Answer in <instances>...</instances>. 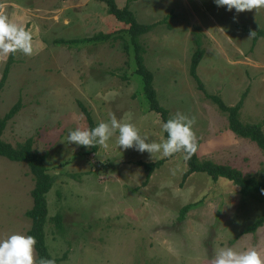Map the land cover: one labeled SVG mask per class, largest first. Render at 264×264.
Segmentation results:
<instances>
[{"label":"rangeland","instance_id":"obj_1","mask_svg":"<svg viewBox=\"0 0 264 264\" xmlns=\"http://www.w3.org/2000/svg\"><path fill=\"white\" fill-rule=\"evenodd\" d=\"M129 7L138 22L154 25L141 36L144 65L154 75L162 107L171 116L195 117L197 154L238 169L247 177L264 176V151L229 129L228 115L207 97L226 106L241 100L240 120L264 132V37L254 44L250 31L264 30V8L237 13L214 0H115ZM0 12L33 34L35 54L0 57V81L11 62L0 94V116L21 108L2 139L16 146L33 140L46 155L54 178L47 195L46 243L59 264H211L216 252L256 248L264 258V226L244 233L264 211V202L245 199L234 183L193 174L185 181L187 159L175 154L149 180L137 161L169 157L124 150L118 132L108 148L69 144L77 127L89 128L81 104L95 126L109 114L135 124L147 142L165 138L161 117L149 108L136 75L134 49L123 39L59 45L128 28L98 0H0ZM199 42V44H198ZM200 46L201 91L190 75ZM11 57V58H10ZM175 170V174H173ZM35 181L27 164L0 157V240L26 234ZM189 209L184 218L181 210ZM37 255V254H36Z\"/></svg>","mask_w":264,"mask_h":264},{"label":"trees","instance_id":"obj_2","mask_svg":"<svg viewBox=\"0 0 264 264\" xmlns=\"http://www.w3.org/2000/svg\"><path fill=\"white\" fill-rule=\"evenodd\" d=\"M98 1H101L108 5L109 13L114 16L118 22L125 24L128 28L122 29L120 31V34L101 33L92 38L80 40H56L55 43L59 45L64 44L69 46L89 42H113L118 40L119 38H124L121 33H127L129 36V42L126 41L125 48L126 51H128L131 47L134 49L137 64L136 75L139 76L143 82V91L146 100L148 101L149 108L152 112L158 114L161 117L163 123L166 122L172 116L170 115V112L162 107L159 102L158 95L154 87V75L144 65V48L140 41L142 35L153 30L154 25L140 24L135 14L129 9L128 6L119 8L115 0ZM243 29L246 32H255V36L253 37L254 44L257 43L260 38L264 37V30L250 31L244 27ZM204 54V50L200 46H198L196 52L192 57L190 65V75L197 82L198 87L201 91H204V86L198 76L197 71L200 62L204 57ZM10 66L11 62H9L6 66L3 77L0 81V94L7 82L10 72ZM207 97L217 105L220 111L228 115L229 129L232 132H234L239 137L249 139L264 151V132L261 126L244 124L240 120V111L243 106V100H241L236 106L229 107L226 106L225 103L217 96L207 94ZM80 106L87 118L89 128L96 127L91 117V113L82 104ZM20 108L21 105L20 103H18L12 109H10V111L6 115L2 117L0 116V157H4L13 162L25 163L28 165L30 172L34 178L35 186L31 193L33 198V207L26 213V216L31 220V227L27 232V235H32L37 240V260L41 257L53 259L54 257H52V255L50 254L46 243L45 231L49 215L47 195L52 190L54 185V178L48 173L45 165L47 157L46 155H42L34 150L32 139H28L24 143H20L16 146L9 144L2 139L7 124L16 117L17 113L20 111ZM165 138H167V133H165ZM94 150H97V147H94ZM174 156L175 154L172 157ZM172 157L149 163L137 161L136 164L144 168L147 173V179L149 180L152 173L155 170L161 168L163 164ZM186 161L187 171L185 172L183 177L184 181L191 175L197 173L206 174L214 181H218L223 178L239 187L240 194L243 198L259 199L264 202V194H262L261 192V190H264V176L260 178L247 177L241 171L229 165L218 164L211 161H201L198 157L197 152ZM193 206V204L185 206L181 210V218H184L185 213ZM263 226L264 211L251 225L246 227L243 232L246 234H252L257 232V230ZM54 259L56 261V264H59L61 262V259Z\"/></svg>","mask_w":264,"mask_h":264},{"label":"clouds","instance_id":"obj_3","mask_svg":"<svg viewBox=\"0 0 264 264\" xmlns=\"http://www.w3.org/2000/svg\"><path fill=\"white\" fill-rule=\"evenodd\" d=\"M217 7H226L237 13L251 12L264 8V0H214ZM3 5H0L2 8ZM255 36L250 32L249 38ZM17 52L25 56L35 54L33 34L30 29L13 22L8 15L0 12V57ZM196 118L180 112L175 113L162 124L167 138L161 142H147V135H141L135 124L118 119L114 113L109 114L108 122H99L94 128H80L70 131L67 136L69 144L86 148H108V141L118 132L117 145L124 150L135 148L140 153L147 152L153 159L155 154L161 157H172L183 153L190 159L198 150V138L193 130ZM175 174V170H173ZM264 194V190H261ZM37 240L32 235L12 234L0 240V264H56L55 259L41 257L37 260ZM211 264H264V258L256 248L237 251L232 247L219 249Z\"/></svg>","mask_w":264,"mask_h":264}]
</instances>
